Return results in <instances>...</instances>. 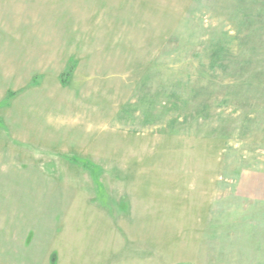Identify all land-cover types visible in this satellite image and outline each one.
I'll return each mask as SVG.
<instances>
[{
    "label": "rangeland",
    "instance_id": "374dc122",
    "mask_svg": "<svg viewBox=\"0 0 264 264\" xmlns=\"http://www.w3.org/2000/svg\"><path fill=\"white\" fill-rule=\"evenodd\" d=\"M4 1L0 264H55L57 232L67 264L102 257V238L110 264H264L226 197L227 158L237 176L264 143L261 41L231 67L242 0Z\"/></svg>",
    "mask_w": 264,
    "mask_h": 264
},
{
    "label": "crops",
    "instance_id": "0c3cea01",
    "mask_svg": "<svg viewBox=\"0 0 264 264\" xmlns=\"http://www.w3.org/2000/svg\"><path fill=\"white\" fill-rule=\"evenodd\" d=\"M4 2H5L4 0H0V12L2 10V6ZM242 3L244 4L242 8V16H243V35L242 36H243L244 44L242 46H238V49H236L235 51L237 52V56L239 53H241V56H239L235 61L232 60L231 67L232 69H235L233 68V66L237 67L236 70H241L243 68L244 66L243 62L246 61L249 54L252 52L253 45L252 44L250 45V41H249V39L252 36H253V39L251 38L252 42L261 41L256 46L255 53L264 54V0H242ZM2 19L4 18L1 17L0 15V21H2ZM244 37H247L249 42H246ZM7 50L8 49H6L5 47H2V46L0 47V52H4ZM228 62L231 63V60ZM237 74L239 73L237 72ZM251 112L252 110L248 109L249 114L247 116V119L252 120L253 114ZM258 113H259L260 119H262L261 126H264V110H259ZM242 118H243L242 123H244V116H242ZM251 120L247 122H251ZM255 138L258 139V137H255ZM252 140H249L252 142V144L249 146V149L250 150L254 149V151L252 153L244 152L243 160L245 162V165L241 169H238V171L241 170L239 175L238 174L237 176L235 175V171H236L235 159L230 158V157L227 158V163H226L227 167L232 170L234 169V171L231 174L228 173V176H227L228 190H227L226 197H227L228 208L231 207L233 209L235 206V197L243 198L244 202L239 201L237 203V204H243V205H239L241 206L242 211H243V215H244L243 221L247 222L249 218V220L253 219L254 224H256L257 222L256 225H259V228H258L259 241L257 243L262 242L264 244V143H260L261 141L254 140L253 138ZM192 150H193L192 146H189L188 148H186V151H185L186 156L183 158V164L190 166L189 167L190 170L186 168L189 173L192 171V165L194 164L199 165V164H202L203 162L202 160L203 158L199 159L198 157L192 155ZM188 153H190L189 157H187ZM206 164L207 165L210 164V160H207ZM220 164H224L222 163V160L220 161L218 158L215 161L212 160V165H214L215 168L216 167L218 168V170L216 171L218 174H214L211 178V181L213 180V183L217 185V190H216L217 193L215 194V197H218L220 195L218 191V186H219L218 181L220 180V173H219ZM218 201H219V198L215 203H212L211 207H214L216 204H218ZM246 216L248 218H245ZM218 221L219 219H217L216 223ZM229 222H233L231 217H230ZM250 224H252V222ZM60 233L57 232L56 233L57 237H54L51 239V243L49 246V253H51L52 257H55L54 258L55 264H67L68 260L70 259V253H67V254L61 253V247H60V243L58 240V237H59L58 235ZM53 234H55V232ZM102 240H103L102 257L93 255L91 256L93 263L88 262L86 264H110V263H107V261H110L108 258L112 259V257H107L108 255L104 254L107 248L105 247V244H107V239L105 240L102 238ZM66 245L68 246L69 244H66ZM261 253L264 255V249ZM48 256H46V258L44 259V264ZM259 259L264 260V257L259 258ZM125 264H127V262Z\"/></svg>",
    "mask_w": 264,
    "mask_h": 264
}]
</instances>
